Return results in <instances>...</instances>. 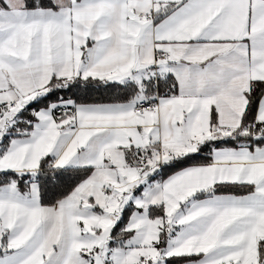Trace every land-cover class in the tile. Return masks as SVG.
<instances>
[{"label":"snow or ice","instance_id":"6c2138e0","mask_svg":"<svg viewBox=\"0 0 264 264\" xmlns=\"http://www.w3.org/2000/svg\"><path fill=\"white\" fill-rule=\"evenodd\" d=\"M0 264H264V0H0Z\"/></svg>","mask_w":264,"mask_h":264},{"label":"trees","instance_id":"16d2710c","mask_svg":"<svg viewBox=\"0 0 264 264\" xmlns=\"http://www.w3.org/2000/svg\"><path fill=\"white\" fill-rule=\"evenodd\" d=\"M97 95H99V94H97Z\"/></svg>","mask_w":264,"mask_h":264}]
</instances>
